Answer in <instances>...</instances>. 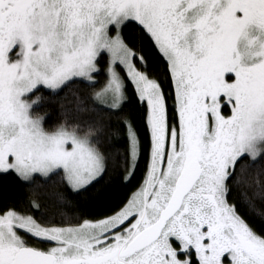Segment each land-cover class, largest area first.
<instances>
[{"label": "snow or ice", "instance_id": "6c2138e0", "mask_svg": "<svg viewBox=\"0 0 264 264\" xmlns=\"http://www.w3.org/2000/svg\"><path fill=\"white\" fill-rule=\"evenodd\" d=\"M0 264H264V0H0Z\"/></svg>", "mask_w": 264, "mask_h": 264}, {"label": "trees", "instance_id": "16d2710c", "mask_svg": "<svg viewBox=\"0 0 264 264\" xmlns=\"http://www.w3.org/2000/svg\"><path fill=\"white\" fill-rule=\"evenodd\" d=\"M18 194V190L11 186V182L7 186L3 184L2 181H0V198H3L4 196H12Z\"/></svg>", "mask_w": 264, "mask_h": 264}]
</instances>
